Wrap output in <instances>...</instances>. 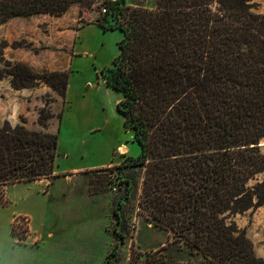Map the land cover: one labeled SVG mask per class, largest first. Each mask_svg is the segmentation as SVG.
Masks as SVG:
<instances>
[{"label":"trees","instance_id":"trees-1","mask_svg":"<svg viewBox=\"0 0 264 264\" xmlns=\"http://www.w3.org/2000/svg\"><path fill=\"white\" fill-rule=\"evenodd\" d=\"M97 1L0 0V24ZM255 1L157 0L149 8L104 0L96 20L122 33L103 79L122 93L118 112L141 148L126 161L144 170L141 208L207 264H264L235 220L264 206V12ZM8 74L15 88L45 82L64 98L68 90L70 71L6 61L0 78ZM59 131L0 124V204L10 184L58 176ZM15 221L22 242L28 231Z\"/></svg>","mask_w":264,"mask_h":264},{"label":"rangeland","instance_id":"rangeland-1","mask_svg":"<svg viewBox=\"0 0 264 264\" xmlns=\"http://www.w3.org/2000/svg\"><path fill=\"white\" fill-rule=\"evenodd\" d=\"M133 1L148 6L152 0ZM255 2L256 11L263 12L264 0ZM71 5L84 12V28L74 50L70 89L56 115L55 132L59 127L57 168L77 175L71 182L58 179L50 188L51 196H46L45 226L66 234L49 240L50 245L64 243L58 252L60 264H207L201 254L174 241V235L141 208L144 170L126 165L130 156H139L141 148L118 112L122 93L103 79V70L112 65L119 52L122 33L119 29L104 31L96 23L106 8L104 0L91 8ZM47 113L51 114L50 110ZM261 144L264 152V140ZM38 188L36 184L15 188L25 202L9 199L3 190L8 203L0 204V264L11 258L12 264L32 263L35 254L13 250L10 235L14 216L17 231L29 233L30 218L23 210L37 212L41 208ZM235 220L264 259V206L239 213ZM116 244V253L111 254Z\"/></svg>","mask_w":264,"mask_h":264},{"label":"crops","instance_id":"crops-1","mask_svg":"<svg viewBox=\"0 0 264 264\" xmlns=\"http://www.w3.org/2000/svg\"><path fill=\"white\" fill-rule=\"evenodd\" d=\"M126 1L131 5L149 8H154L156 4L155 0H152L148 6L137 4L133 0ZM79 10V6L71 5L60 16L49 13H37L28 16L16 15L1 23L0 68L5 67L7 61L11 63L22 62L39 73L71 72V61L74 60V50L77 49L79 33L84 28L85 15L84 12L79 13ZM86 24L90 25L88 22ZM78 48L81 47L78 45ZM79 51L82 50L79 49ZM11 80L10 74L0 78V124L10 122L12 125L21 124L31 130L55 132L56 115L59 108L64 107L66 99L45 82L22 89L13 87ZM42 109L51 112L46 124L41 121ZM56 173L58 176L54 178L19 182L5 187L6 196L8 198L11 196L13 201L25 202L26 198L15 190V188L24 185L36 184L39 187L38 192L42 194L39 197L41 198L39 199L41 208L37 212L30 209L23 210V214L30 218V230L26 238L19 242L16 235L13 233L10 235L13 250H30L35 254L32 263L29 262L28 264H60L58 252L63 250L64 243H55L52 246L49 240H57L58 234H66L61 233L59 229H51V227L45 226L44 220L48 206L44 204L45 200L47 201L46 196H51V186L58 179L71 182L77 174L75 171H60L58 168ZM65 176L70 179L65 178ZM15 218L14 216L12 219V226ZM36 241L39 243L34 245ZM12 263H14L12 258L7 263L2 261V264Z\"/></svg>","mask_w":264,"mask_h":264},{"label":"water","instance_id":"water-1","mask_svg":"<svg viewBox=\"0 0 264 264\" xmlns=\"http://www.w3.org/2000/svg\"><path fill=\"white\" fill-rule=\"evenodd\" d=\"M260 145H262V144H260Z\"/></svg>","mask_w":264,"mask_h":264},{"label":"built area","instance_id":"built-area-1","mask_svg":"<svg viewBox=\"0 0 264 264\" xmlns=\"http://www.w3.org/2000/svg\"><path fill=\"white\" fill-rule=\"evenodd\" d=\"M105 11V10H104Z\"/></svg>","mask_w":264,"mask_h":264}]
</instances>
